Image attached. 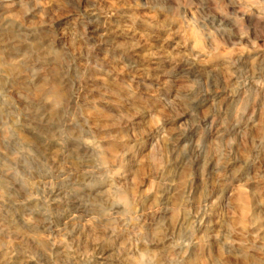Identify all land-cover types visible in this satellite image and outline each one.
I'll use <instances>...</instances> for the list:
<instances>
[{"label": "rangeland", "instance_id": "rangeland-1", "mask_svg": "<svg viewBox=\"0 0 264 264\" xmlns=\"http://www.w3.org/2000/svg\"><path fill=\"white\" fill-rule=\"evenodd\" d=\"M0 264H264V0H0Z\"/></svg>", "mask_w": 264, "mask_h": 264}, {"label": "bare ground", "instance_id": "bare-ground-1", "mask_svg": "<svg viewBox=\"0 0 264 264\" xmlns=\"http://www.w3.org/2000/svg\"><path fill=\"white\" fill-rule=\"evenodd\" d=\"M50 94H51L54 102L60 101L61 93L55 87H53L52 93H50Z\"/></svg>", "mask_w": 264, "mask_h": 264}]
</instances>
